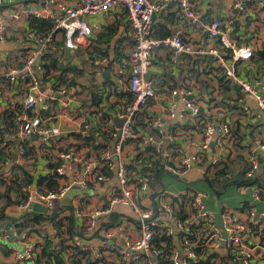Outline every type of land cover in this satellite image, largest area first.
Returning a JSON list of instances; mask_svg holds the SVG:
<instances>
[{
    "label": "built area",
    "instance_id": "built-area-1",
    "mask_svg": "<svg viewBox=\"0 0 264 264\" xmlns=\"http://www.w3.org/2000/svg\"><path fill=\"white\" fill-rule=\"evenodd\" d=\"M247 1L249 0H232L224 22L213 19L206 25H202V20L209 15L207 7L197 6L194 0H80L61 17L51 11L53 0H49V8L0 11V44L6 43L10 27L22 19L34 18L51 21L56 30L63 31L64 47L75 50L92 34L86 20L114 11L118 7L127 16L133 38L129 55L114 64V70H122L127 75L126 94L128 98L131 96V100L126 99L116 113V118L123 122L120 129L116 128V133H113L116 140L111 148H106L100 156L94 158H86L76 148H64L58 153V162L62 164L57 167L56 173H64L65 163L80 164L83 166L85 180L74 181L47 193L21 186L22 192L26 194V202L16 207L18 211H24L30 203H39L53 214L55 202L63 199L73 186L110 182L112 172L115 184L109 191L105 204L86 214L74 212L75 217L84 218L85 222L80 228H76L84 233V238L70 239L64 234L62 242L67 240V245L64 246L68 248L63 254L64 264H75L78 257V264H222L223 259L212 256L220 244H224L228 252V264H256L260 252L264 254V211H257L251 206H243L237 211L226 208L222 212L221 224L217 225L212 213L206 208L202 193L187 190L172 193L165 188L155 190L152 182L154 168L151 165L155 160L139 162L135 170L128 167L124 158V148L135 139H139L142 146H153L155 154L161 155V135L164 129L161 117L148 120L149 128L156 132L154 136L136 134L138 116L149 108L156 97L154 81L148 76L154 67L153 56L156 50L169 52V65L172 68L178 65L184 55H195L204 61L211 56L221 76L236 85L241 92L234 107L250 114L254 120L264 118V83L250 80L236 71V66L249 62L254 52L264 49V36H259L255 30L260 26L264 27V18L257 20L258 11L264 7V3L256 10H251L255 28L251 30L248 45H238L230 36L239 27L240 15L247 13ZM173 9L179 29L164 37L154 36L152 27L155 19ZM198 25L203 27V36L192 48L183 39L185 27L195 28ZM26 36L39 43L42 49L32 53L23 66L11 68L5 75L10 83L22 81L26 91L21 110L23 117L19 120L16 137L25 139L30 134H41L43 138L50 139L52 130L33 124L28 117L36 109L48 110L46 97L40 91L39 77L34 74L33 67H37L40 76L45 73L39 62L48 51L50 37L43 38L35 30H29ZM208 69L206 67L205 71ZM181 89L174 88L169 92V115L174 116V111L181 103L183 110L179 112L180 117H198L202 102L192 98V91ZM58 92L52 93L51 97L59 94ZM249 98L256 102L255 113H251L247 103ZM226 114L225 110H220L214 119L204 124L199 147L194 152L185 150L178 153L175 159L169 157L166 158L167 161H161L165 174L181 180L194 168L205 166L208 176L213 178L216 171L228 162L232 153V127ZM86 136L91 137L89 124H84L82 128L81 137ZM211 143H214L213 147ZM23 153V149L17 152L20 156ZM242 158L245 179L252 180L258 173L264 174V141L255 139L248 142ZM225 174L226 178L231 176L229 172ZM248 188L253 201H264L261 187L254 185ZM145 198L151 200L149 207L142 205ZM181 203L188 205L184 217L175 209ZM113 213H116V217L109 221L108 218ZM99 219L104 220L105 224L102 227L103 240L96 245L89 238L98 230ZM31 231L32 229H28L19 240L27 242ZM155 235L158 242L154 241ZM5 239L8 241L7 236ZM2 249L3 240H0V252ZM77 252L80 255H76ZM37 255L36 248L30 243H24L21 252H15L20 264L36 262ZM36 264L52 263L44 258Z\"/></svg>",
    "mask_w": 264,
    "mask_h": 264
},
{
    "label": "crops",
    "instance_id": "crops-1",
    "mask_svg": "<svg viewBox=\"0 0 264 264\" xmlns=\"http://www.w3.org/2000/svg\"><path fill=\"white\" fill-rule=\"evenodd\" d=\"M79 1L53 0L51 11L61 17L68 8H72ZM194 1L197 6L207 7V14L209 15L202 20V25L208 24L213 19L224 22L232 4V0ZM262 3L264 0L246 2L247 13L240 15L239 27L230 35L238 45L249 44L251 30L255 28V23L251 18V10H256ZM43 7H50L49 0H0V11H12L18 8L41 9ZM260 18H264V7L258 11L257 20ZM31 19L34 18L22 19L10 27L7 30L6 43L0 44V129L4 126V122L8 123L9 117L16 116V121L12 118L15 125L17 121L19 125V120L21 121L23 117L21 110L26 94L24 83L22 81L10 83L5 79V75L11 68L23 66L32 53L42 49L39 43L28 39L26 36L27 32L31 30L29 21ZM86 21L91 27L92 34L75 50H68L64 47L63 31L56 30L54 25L45 37H50L47 49L54 56L58 66H72L71 71L63 74V79L66 81L64 85L55 89L52 84L43 82L37 67H33L34 74L39 77L40 91L46 97L48 110L36 109L28 117L33 124L50 128L52 130L50 139L43 138L41 134H38L39 136L36 138L29 135L25 139H19L16 137L17 130L13 131L15 125L8 130V139L6 140L8 145H5V141L0 136V153L7 155L5 164L0 161V172H3L0 175V211L4 210L6 215V219L1 222H9L8 220L11 218L9 209L11 207L16 208L23 205L21 204L22 196L26 194L22 192L21 188L20 192L19 190H11L12 186L14 189L17 187L16 181L24 180L28 182L24 185L25 188L37 191L36 182L40 178H52L57 182V187L72 184L74 181L85 180L83 166L80 164L65 163L64 173L58 175L55 170L62 164V162L61 164L58 162V153L64 148H76L86 158H94L100 156L106 148H111L116 140V135H113L117 128L114 119L128 97L126 94L127 75L122 70H114V64L129 55L132 50L133 38L127 16L124 10L119 7L114 11L99 14L97 17L89 18ZM202 25L195 28L185 27L183 39L192 48L203 36ZM177 29L179 28L173 9L161 18L155 19L152 33L154 36L161 37L160 35L165 31L170 35ZM255 30L259 36H264V27L260 26ZM169 62L170 54L167 50L154 51V67L151 69L149 78L154 81L156 97L149 108L140 114L136 120L137 135L151 134L154 136L156 132L149 128L148 120L151 121L155 117L163 119L161 155L155 154L153 146H142L139 139H135L124 148V158L130 169L137 167L136 164L140 159L144 161L146 158L145 161L147 162L155 160L161 165V161H167L166 158L169 157L175 159L177 154L182 151L194 152L199 147L204 124L214 119L220 110L226 111V118L233 130L232 153L228 159L231 164L236 165L241 162L237 158L242 157L248 142L255 139L264 141V118L254 120L250 114H246L237 108L235 110L234 106L237 99L241 97V92L237 86L221 76V72L214 62L204 61L195 55L182 56L175 68L170 67ZM206 67L209 69L205 71ZM106 71L109 72V75L105 74ZM236 71L250 80H258L264 83V66L260 68V65L247 62L236 66ZM58 74L60 75V72L55 71L49 75ZM69 82L73 84L69 85ZM174 88L190 90L192 91V98L197 102H202V109L198 117L193 119H188L187 116L180 117L179 112L183 110V104L179 103L178 98L176 100L179 104L177 110L174 111V116L169 115V92ZM57 92L59 94L55 95L60 97L53 96L52 98L51 94ZM230 107H233V110H230ZM250 109L251 113L257 111L256 107L250 106ZM84 124L90 125L91 137H81ZM23 142L27 148V154L20 156L17 152L22 148ZM10 163L12 168L5 171ZM204 167H196L181 180H177L180 182L181 187L178 186L179 188L174 187V189L168 190V183L164 181V177L159 178L155 190L165 188L172 193L185 190L202 193L205 196L206 208L212 213L215 223L220 225L222 212L227 207L225 205L218 207L216 194H214L216 197L210 199L207 193L197 191L193 187L199 183L208 186L206 178L209 176ZM110 177V182L86 183L85 186H79L77 194L68 204L63 202L64 198L56 201L52 211L58 216L52 223L46 221L50 215L45 218V216L42 217V215L33 212L29 213L28 217L23 220H16V223L28 224L29 222L31 224L29 229L32 231L29 232L27 242L22 243L18 238H15L13 231L5 229L10 237L6 241L4 235L0 236L4 248L0 252V264H20L15 257V252H21L24 243L32 244L39 255V259L36 258V260L42 261L44 258L40 257V246L44 245V239L55 234L54 226L67 213L66 211L72 209L73 212L79 211L86 214L90 210L101 208L105 204L107 195L115 184L112 172ZM231 190L235 191L241 207L251 206L257 211H264V201H253L248 187L228 188L223 194H227ZM151 204L149 198H145L142 202L144 207H149ZM240 205L231 210L237 211ZM176 206V212L185 214L188 210L186 203ZM62 209L64 212H61ZM36 215L40 221L39 224L33 220ZM115 217L116 213H113L108 220H114ZM75 220L78 224L77 228H80L85 222L83 217L76 216ZM104 224V220H98V230L89 238L92 244L98 245L102 242ZM64 245H67V240ZM227 253L224 244H220L212 256L223 259L222 264H228ZM37 261L26 264H36ZM256 264H264V254L261 252Z\"/></svg>",
    "mask_w": 264,
    "mask_h": 264
},
{
    "label": "trees",
    "instance_id": "trees-1",
    "mask_svg": "<svg viewBox=\"0 0 264 264\" xmlns=\"http://www.w3.org/2000/svg\"><path fill=\"white\" fill-rule=\"evenodd\" d=\"M29 21H30V29L38 32L41 35V37H43V38L47 36V34L51 31V29L53 28V25H54L51 23V21H47V20L31 19ZM167 35H169V33L167 31H165L160 36L164 37ZM249 62L251 64L254 63L257 65H260V68H263V66H264V49L263 50L260 49L256 52H254L253 56H252L251 60H249ZM39 63H40L41 68L45 71V73L43 75H41V80L43 82H48V83L52 84L53 86H55V89L59 88L61 85H64L66 83V81L63 79V77H64L63 74L68 72V71H71L72 66H67V67L58 66L57 61L54 60V56L49 51H47L42 56ZM73 70H74V68H73ZM55 71H59L60 75L59 74L54 75V76L49 75L51 72H55ZM70 84H73V83L69 82V85ZM235 89L238 90L237 87H235ZM127 99H128L127 101H130L131 96ZM230 108H231L230 110H233L232 109L233 107H230ZM235 110H236V108H235ZM12 118H14V120L16 121V116L9 117L8 123L4 122V126L2 127V129H0V136H1V139L3 141H5V145H8V142L6 141L8 139V130L11 126L15 125V121H13ZM17 129H18V121L15 125V130H13V131L15 132ZM21 149H23V151H24L23 155L27 154V148L25 147L24 142L22 143ZM6 159H7V155H2L0 153V161L3 164H5L7 162ZM144 159L146 160V158H144ZM237 159H239V161H241V162L237 163L235 165V168L228 161L225 164H223L222 167L216 171V174L213 178H210V177L206 178V182L208 183L209 189L214 194H216L217 196H220L221 194H223V192L226 189L232 188V187L243 188V187H252L254 185H258L264 191V174L258 173V175L255 178H253L252 180L251 179H245V177H244L245 167H244V163H243V158L238 157ZM142 161L143 160L140 159L138 161V163L142 162ZM151 165L154 168L153 169V176H152L153 181L152 182H153L154 187H156L158 179L164 177L165 172L163 171V169L161 168L162 166L159 165L158 162H152ZM132 167H135V166H132ZM10 168H12V167L10 166ZM235 170H236V173H234ZM55 172H56V170H55ZM227 172H229L231 174V176L229 178L224 177L226 175L225 173H227ZM26 183H28V182H26L24 180L23 181L22 180L16 181L17 187L14 189L12 186L11 190H15V191L19 190V192H20L21 186L25 185ZM56 188H58L57 182L50 177L40 178L36 182V189L38 192H41V193H47L50 191H54ZM25 202H26V195H23L21 204H24ZM242 208L243 207H241L239 209H242ZM61 212H64V209H62ZM66 212L67 213L63 217H61L59 222H57V225L54 226L56 229V233L53 236L46 238L48 240L44 239V242H45L44 245L40 246L41 247L40 257L46 258L52 264H64L63 254L65 253L66 250H68V248L66 246H64V241L62 242L64 234L67 235V237L70 239H83L84 238V233L80 229L79 230L76 229L78 224L75 220L74 212L72 211V209H69ZM184 215L185 214L183 212H180V216L184 217ZM57 216H58V214L54 213V214L50 215L48 218H46V217L45 218H46V221L48 223H52L54 221V219L57 218ZM5 219H6V215L4 213V210H1L0 211V222L5 220ZM33 220L37 224L40 223L39 219H37V215H36V218H34ZM154 237H155L154 241L158 242L157 235H155ZM60 239H61V242H59ZM76 255H80V253L77 252ZM38 257H39V255H37V258ZM82 257L84 258L85 256H82ZM79 259H80V257L76 258L75 264L79 263Z\"/></svg>",
    "mask_w": 264,
    "mask_h": 264
},
{
    "label": "water",
    "instance_id": "water-1",
    "mask_svg": "<svg viewBox=\"0 0 264 264\" xmlns=\"http://www.w3.org/2000/svg\"><path fill=\"white\" fill-rule=\"evenodd\" d=\"M212 57L211 56H208L207 57V61L212 63ZM105 74H108L109 75V72L106 71ZM105 76V75H104ZM149 76V75H148ZM55 97H60V96H56ZM248 105L251 106V107H255L256 106V102L252 99V98H249L248 101H247ZM123 120L122 119H117L115 118L114 119V123H115V126L120 129V126L122 124ZM38 135L37 134H30V137L32 138H36ZM117 137H119V131H118V134H117ZM214 146V143H211V147ZM11 166V163L9 164V167L5 170V171H8L9 168ZM3 172H0V175L2 174ZM79 190V186H73L71 189H69L67 191V193L65 194V197L63 199V202L65 204H68V202L72 200L73 196L75 194H77ZM10 211V219L8 220L9 222H0V236L4 235V236H7L8 239H9V233H6L5 232V229H8L10 231H13V233L15 234V238H18L20 239L22 237V235L29 229L31 228V224L28 222V224L24 223V222H19V223H16V220H23L24 218H27L28 214L33 212V213H36L38 215H42V217H47L49 215H51V211L48 210L46 207H44L43 205L39 204V203H30L26 209L24 211H18L17 208L15 207H11L9 209ZM30 220V219H29ZM17 229V230H16ZM16 230V231H14ZM8 234V235H7ZM12 236V235H11Z\"/></svg>",
    "mask_w": 264,
    "mask_h": 264
},
{
    "label": "rangeland",
    "instance_id": "rangeland-1",
    "mask_svg": "<svg viewBox=\"0 0 264 264\" xmlns=\"http://www.w3.org/2000/svg\"><path fill=\"white\" fill-rule=\"evenodd\" d=\"M261 71V69H260ZM235 164H232L233 167ZM164 181L168 183V187L167 189H174V187H181L180 186V182L177 181L176 179L172 178L170 175L168 176H164ZM178 187V188H179ZM197 191H202V192H205L208 194L209 198L212 199L214 198V193L209 189V187L204 184V183H199V184H196L195 186H193ZM216 197V196H215ZM217 199V204H218V207H221L222 205H225V207L227 208H230V209H234V208H237L240 203L238 202V197L235 193L234 190H231L229 191L227 194H221L220 196L216 197ZM242 205H240L241 207ZM239 207V208H240ZM238 208V209H239Z\"/></svg>",
    "mask_w": 264,
    "mask_h": 264
}]
</instances>
